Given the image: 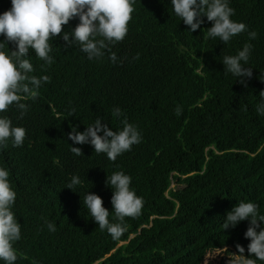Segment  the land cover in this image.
Wrapping results in <instances>:
<instances>
[{"label": "trees", "instance_id": "trees-1", "mask_svg": "<svg viewBox=\"0 0 264 264\" xmlns=\"http://www.w3.org/2000/svg\"><path fill=\"white\" fill-rule=\"evenodd\" d=\"M228 3L231 19L247 27L228 43L207 36L212 24L206 17L190 32L171 0H134L127 35L110 45L115 63L108 53L89 59L74 40L64 44L62 35L73 39L78 18L49 41L51 65L29 50V75L50 81L37 98L21 101L28 106L23 118L15 105L0 113L26 129L22 146L9 141L0 148V167L16 192L11 210L21 225L15 264H202L214 250L239 254L236 244L249 256V221L227 230L223 223L241 201L255 203L264 215V115L256 110L264 103V0ZM10 8L11 0H0V14ZM252 31L255 39H249ZM246 43L253 47L241 62L252 69L245 86L226 71L223 57L237 55ZM3 50L15 48L6 43ZM117 107L119 118L112 114ZM97 119L113 131L126 119L141 142L112 161L90 144L68 140L72 127L83 132ZM117 171L131 177L130 188L144 203L113 238L93 221L84 197L98 195L110 222H118L105 185ZM73 176L82 183L70 190Z\"/></svg>", "mask_w": 264, "mask_h": 264}, {"label": "clouds", "instance_id": "clouds-1", "mask_svg": "<svg viewBox=\"0 0 264 264\" xmlns=\"http://www.w3.org/2000/svg\"><path fill=\"white\" fill-rule=\"evenodd\" d=\"M133 3L134 0H11L10 10L0 14V35L5 37V41L0 42V113L15 105L20 110V118H23L28 106L21 101L37 98L42 83L50 81L47 75L39 78L30 76L29 73L34 71L33 65L24 57L31 49L39 59L51 65L54 61L49 55V41L60 35L62 26L73 18H78L79 23L71 31L73 39L64 32V44L70 46L74 40L80 44L81 50L89 59L100 58L108 53L109 59L113 63L117 62L118 58L111 51L110 45L122 41L127 35V26L134 11ZM171 5L190 32L200 28L204 22L201 17H206L212 24L205 31L207 36L218 37L223 43H228L232 37L247 31L244 23L231 19L234 9L229 6L228 0H171ZM256 35L255 31L249 32V39H255ZM6 43L13 44L15 50L4 51ZM252 47L246 43L237 55L223 57L226 71L245 86L246 81L252 78V69L245 68L241 62H248ZM138 58L137 54L134 59ZM259 95L264 98V91ZM256 110L264 115V103L258 105ZM181 111L179 106L175 109L177 115ZM112 114L119 118L122 112L117 107ZM122 124V130L113 131L107 124H102L101 119H97L83 132L72 127L67 138L74 144H90L96 153H104L109 160L115 161L123 152L130 151L133 145L141 142V134L134 125L126 119ZM25 136V128L13 126L6 116L0 117V148L7 147L9 141L13 147L22 146ZM71 151L77 156L83 155L81 148L71 147ZM81 183L78 176H73L66 188L72 190L73 186ZM130 184L131 177L121 171L106 177L105 185L112 189V212L118 222H110V212L103 207V200L98 195L87 193L84 197V204L93 221L113 238H119L124 233V218L140 215L143 208V199L136 195ZM15 200L16 192L9 182V171L0 167V260L5 264H15L18 259L14 243L21 239V225L11 210ZM244 220L249 221L244 233L245 239L250 241L247 245L249 256L245 257V248L236 244L239 254L232 255L233 259L229 264H257V260L264 261V215L258 213V205L239 202L226 213L223 228H235ZM47 228L52 232L56 230L50 222L47 223Z\"/></svg>", "mask_w": 264, "mask_h": 264}, {"label": "rangeland", "instance_id": "rangeland-1", "mask_svg": "<svg viewBox=\"0 0 264 264\" xmlns=\"http://www.w3.org/2000/svg\"><path fill=\"white\" fill-rule=\"evenodd\" d=\"M235 253H228L226 249L214 250L206 254L202 264H229Z\"/></svg>", "mask_w": 264, "mask_h": 264}]
</instances>
